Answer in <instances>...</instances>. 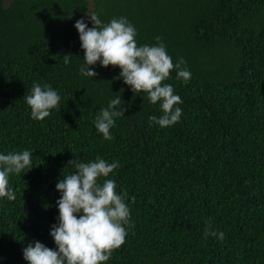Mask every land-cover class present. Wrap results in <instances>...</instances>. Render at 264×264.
<instances>
[{
    "label": "trees",
    "instance_id": "trees-1",
    "mask_svg": "<svg viewBox=\"0 0 264 264\" xmlns=\"http://www.w3.org/2000/svg\"><path fill=\"white\" fill-rule=\"evenodd\" d=\"M0 264H264V0H0Z\"/></svg>",
    "mask_w": 264,
    "mask_h": 264
}]
</instances>
